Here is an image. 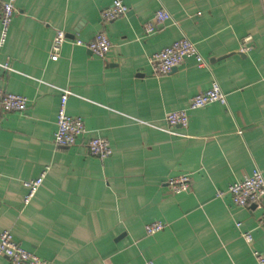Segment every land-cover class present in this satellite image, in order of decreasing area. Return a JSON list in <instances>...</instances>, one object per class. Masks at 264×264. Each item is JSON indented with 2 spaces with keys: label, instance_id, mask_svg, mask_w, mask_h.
Here are the masks:
<instances>
[{
  "label": "crops",
  "instance_id": "0c3cea01",
  "mask_svg": "<svg viewBox=\"0 0 264 264\" xmlns=\"http://www.w3.org/2000/svg\"><path fill=\"white\" fill-rule=\"evenodd\" d=\"M123 1L126 15L103 23L100 12L111 0H14L0 44V65L8 68L0 67V90L28 105L0 118V233L10 231L47 264H256L253 252H264V201L262 209L242 208L216 195L255 167L264 176L261 0ZM160 8L171 21L156 22ZM56 30L66 41L51 60ZM98 33L111 45L103 60L72 45ZM182 38L208 68L187 57L170 74H154L151 55ZM213 82L227 106L189 111L185 129L169 128L165 116L186 109ZM61 90L72 94L67 115L86 129L70 148L52 143ZM92 137L106 139L112 155H89ZM43 171L24 205L22 183ZM183 174H191L190 193H169L166 181ZM158 221L165 229L146 235L144 227ZM0 264L10 262L0 257Z\"/></svg>",
  "mask_w": 264,
  "mask_h": 264
},
{
  "label": "built area",
  "instance_id": "2783aa9c",
  "mask_svg": "<svg viewBox=\"0 0 264 264\" xmlns=\"http://www.w3.org/2000/svg\"><path fill=\"white\" fill-rule=\"evenodd\" d=\"M13 2L14 0H0V44L5 42L8 29L15 15ZM261 2L264 9V0H261ZM127 11L128 8L123 0H111L110 5L101 10L100 18L103 23H109L124 17ZM154 18L157 23L172 20V17L164 8L158 9ZM154 32L155 28L152 24L147 23L144 25L146 36H151ZM65 41V32L56 30L49 51V58L51 60L59 58L61 47ZM72 45L84 47L92 55L102 60L109 53L111 47L108 38L103 33L96 34L90 41L75 38L72 41ZM187 57L194 58L198 69L208 68L207 62L200 55L196 46L187 38L175 41L161 51L151 55L149 64L154 74L165 76L178 68ZM0 67L8 69L6 65H0ZM71 95L69 91L61 90L56 115V129L52 139L53 145L57 148H70L77 143L78 139L86 134L83 120L80 117H72L66 113L67 99ZM214 103L227 106L226 95L217 82H213L208 90L196 94L189 101L186 109L170 112L165 116L164 120L169 128L180 127L185 129L188 126L189 111L201 109ZM27 105L28 99L26 97L5 93L0 90V118L9 113H22ZM85 148L89 155L101 161L112 155V149L108 141L100 137L90 138L86 142ZM45 175L46 171H43L37 178L22 183V187L26 191L23 197L24 205H28L33 200L37 190L44 181ZM165 185L168 192L174 195L190 193L192 188L191 174H183L170 178L166 181ZM224 194L229 195L233 205L237 207L247 208L254 206L255 208L262 209L264 201V176L262 172L255 167L251 175L245 177L242 181L229 185L224 193H217L216 196L220 198ZM259 224L264 228V214ZM240 226V224L236 225L237 228H240ZM165 227L166 224L163 222H152L144 227V231L146 235L152 236L164 230ZM242 237L247 243H251L252 237L250 233L245 232L242 234ZM0 257L6 258L10 264H47L43 259L15 243L10 231H2L0 233ZM253 258L256 264H264V252H253Z\"/></svg>",
  "mask_w": 264,
  "mask_h": 264
},
{
  "label": "water",
  "instance_id": "95a60500",
  "mask_svg": "<svg viewBox=\"0 0 264 264\" xmlns=\"http://www.w3.org/2000/svg\"><path fill=\"white\" fill-rule=\"evenodd\" d=\"M254 207V206H253Z\"/></svg>",
  "mask_w": 264,
  "mask_h": 264
}]
</instances>
